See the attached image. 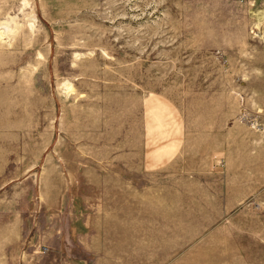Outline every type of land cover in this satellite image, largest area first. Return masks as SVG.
<instances>
[{"label":"rangeland","instance_id":"374dc122","mask_svg":"<svg viewBox=\"0 0 264 264\" xmlns=\"http://www.w3.org/2000/svg\"><path fill=\"white\" fill-rule=\"evenodd\" d=\"M55 254L264 264V0H0V264Z\"/></svg>","mask_w":264,"mask_h":264},{"label":"crops","instance_id":"0c3cea01","mask_svg":"<svg viewBox=\"0 0 264 264\" xmlns=\"http://www.w3.org/2000/svg\"><path fill=\"white\" fill-rule=\"evenodd\" d=\"M58 255H59V254H55V255H54V258H52V261H51L50 264H59V263H58V260H59L60 257H58ZM55 261H56V262H55Z\"/></svg>","mask_w":264,"mask_h":264},{"label":"built area","instance_id":"2783aa9c","mask_svg":"<svg viewBox=\"0 0 264 264\" xmlns=\"http://www.w3.org/2000/svg\"><path fill=\"white\" fill-rule=\"evenodd\" d=\"M48 251H49V249L43 248V253H47Z\"/></svg>","mask_w":264,"mask_h":264},{"label":"bare ground","instance_id":"6f19581e","mask_svg":"<svg viewBox=\"0 0 264 264\" xmlns=\"http://www.w3.org/2000/svg\"><path fill=\"white\" fill-rule=\"evenodd\" d=\"M2 36V35H1Z\"/></svg>","mask_w":264,"mask_h":264}]
</instances>
